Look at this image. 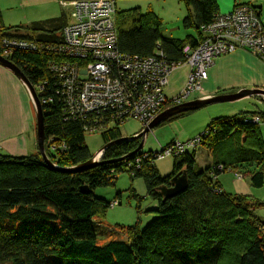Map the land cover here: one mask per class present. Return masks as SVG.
Segmentation results:
<instances>
[{"label":"trees","instance_id":"trees-1","mask_svg":"<svg viewBox=\"0 0 264 264\" xmlns=\"http://www.w3.org/2000/svg\"><path fill=\"white\" fill-rule=\"evenodd\" d=\"M179 1L186 10L182 27L194 31L182 39L162 35L160 19L151 10L140 13L135 7L118 11L114 0V51L131 58L160 57L166 64L181 63L183 49L194 48L202 38L200 28L219 13L216 0ZM253 9L257 15V8ZM68 19L62 11L57 17L26 25L0 26V46L9 41L27 45L25 49L12 48L7 59L37 94L47 160L60 169L87 163L92 155L84 136L98 133L103 143L100 161L107 163L66 173L49 169L39 153L0 154V264H220L232 255L233 264H264V220L253 212L264 208V201L226 193L218 180L222 172L231 169L249 174L252 187L262 186L264 142L258 125L249 118L264 114L239 112L211 119L198 135L199 144L219 150V157L198 167L195 150L184 149L168 156L171 170L163 176L155 162L173 142L158 151H135L138 139H121L119 126L133 119L122 109L86 114L72 110L68 88L75 82L71 92L76 93L79 81L66 75L64 65L76 60L58 50L63 43L61 29ZM108 66L110 78L119 79V65L110 61ZM47 141L58 142L63 149L50 151ZM233 141L239 153L225 160L222 144ZM182 172L187 178L185 191L164 199L159 189L169 187L172 177ZM122 173L130 180H142L144 197L151 200L147 206L156 204L151 210L155 217L143 227L135 223L106 228L109 232L102 230L106 236L119 237L99 242L93 219L118 205L119 193L108 202L94 192L114 186ZM130 191L139 200L134 190Z\"/></svg>","mask_w":264,"mask_h":264},{"label":"built area","instance_id":"built-area-1","mask_svg":"<svg viewBox=\"0 0 264 264\" xmlns=\"http://www.w3.org/2000/svg\"><path fill=\"white\" fill-rule=\"evenodd\" d=\"M60 4L65 9V1ZM66 5L71 10V19L61 29L63 43L58 50L76 60L66 62L64 72L79 81L74 89L76 93L71 92L73 81L68 92L72 95L69 99L72 110L80 114L122 109L137 120L141 128L146 127L169 103L179 105L188 101L206 79L208 67L219 56L243 49L264 61V22L248 4L234 5L227 13L217 14L210 24L202 26L201 40L192 49L185 47L183 61L177 64H166L160 57L137 59L114 51V0H72ZM2 45L0 56L5 59L12 48L27 47L20 41ZM110 61L121 68L119 79L110 78ZM181 66L188 68L185 84L168 98L164 95L168 76ZM249 122L260 124L257 116L249 118ZM197 137L196 141L173 142L158 157L193 149L199 143Z\"/></svg>","mask_w":264,"mask_h":264},{"label":"rangeland","instance_id":"rangeland-1","mask_svg":"<svg viewBox=\"0 0 264 264\" xmlns=\"http://www.w3.org/2000/svg\"><path fill=\"white\" fill-rule=\"evenodd\" d=\"M236 1H240L241 3H249L251 7L260 5L262 9L264 8V0H236ZM68 2L69 0H65V9L61 7L60 8L62 9V11H64L67 14L69 18L71 14V10L66 5L68 4ZM218 2L220 5H222V9L225 3L229 4L230 6L232 4V2H230L229 0H218ZM57 5L60 6L59 3ZM135 7L138 8V11L140 13H145L146 11L151 10L160 19L161 34L164 36H170L172 38L182 39L186 35L194 34V31L192 29H183L182 27L181 22H182V18L185 16L186 10L182 2H180L179 0H115V8L118 11L127 10ZM218 13L225 14L227 12L218 11ZM70 19L71 18H69V20ZM80 62L83 63V61ZM210 66H212V63ZM187 74H188V68L186 66H181L174 69L173 72L168 76L167 79L168 85L164 89V95L168 98H171L172 96L177 94L183 88ZM197 90L199 91L200 88ZM28 95L30 96L29 92ZM218 95H222V94H218ZM211 97L212 96L200 98V99H194V100H204ZM30 100L34 112V138L36 143L35 106L31 97ZM194 100L185 101L183 103H180L179 105L177 104L170 105L169 103V105L161 109V111L155 115L153 120L159 114H161L162 112L168 109L181 106L184 103H188ZM239 104H244L243 109H248V108L253 109L257 106V103H255L251 97L246 96L234 101L208 104L195 109L187 110L181 113H188V114L180 118L175 117L176 115L180 114V112H177L169 116L168 118L164 119L157 126L149 129L143 136H140L136 139L139 140L138 143H140L141 141L143 142L141 150H151V151H158L159 147H164L169 142H187L188 140H192V139H194L193 141H196V139L198 138L197 136L201 132H203L205 126L211 119L223 115H228L227 114L228 112L222 110V108H226L225 106L227 105L234 106ZM259 107L261 108L262 106H257V109H259V111H262L260 110ZM255 116L258 117V121L260 123L259 126L261 128L264 124V117L259 115H255ZM172 117H175V119ZM151 122H149V124ZM148 125L146 127L141 128L138 121L133 119H127L119 126V130L122 137L137 136L145 128H147ZM84 143L89 153L92 155L91 158L92 161L99 162L101 157L100 154L101 151L103 150V148H101L103 143L100 135L98 133H86L84 136ZM199 143L193 147V150H195V152L197 151L196 153L206 152L208 156H210L211 159L213 160H214V156L219 157V153H218L219 150L216 149L214 150L213 148L206 149L202 143L201 144ZM47 146L48 149L53 152L63 149L61 148L60 143L54 141H47ZM236 147L237 145L235 144L234 141L227 145L222 144V148L220 149L222 150V158L227 160V157H233L234 155H237V153L239 152L237 150L238 147L237 148ZM0 154H6V153L0 151ZM200 157L203 156H199V162H200ZM171 161H172L171 157H163L161 159L156 160L155 165L161 175L165 176L170 172ZM248 175L242 174L240 172L232 171L231 169L226 170L220 174L221 179H223V181H225V183L227 184H229L232 181V179L233 181L235 179H239V180L242 179L243 181L249 183ZM130 188L134 190V193L137 196H139V200H135L131 196ZM94 193L95 195H97V197L103 198L108 202H110L115 197L116 193H119L118 205L114 207H109L105 212L104 216L96 217L93 219V222L98 226L96 228V235L97 238L99 239V242L108 240L109 237L110 239H115L119 237V235L114 236V235H109V233H107L106 236V234H104L102 230L109 232L108 230L109 229L112 230L113 228H115V226H130L135 223H138L140 227H143L146 224V222L151 221L155 217V214L151 210L155 209L156 204L154 202L153 207L151 205L147 206V204L151 203V200L148 199L147 197H144L145 196L144 184L142 180L139 178L130 180L126 173H122L117 176V179L114 182V186L97 188ZM238 195H242V194H238ZM242 196L249 197L253 201H261L249 195H242ZM113 204L114 203H112V205ZM255 210L256 209H254L253 212L256 215ZM256 216L258 218H261L258 215ZM149 217L152 218L149 220L148 219ZM106 228L108 230H106ZM262 233L264 236V230L262 231ZM102 236L103 237L106 236V237L103 238ZM234 260L235 258L232 255L227 258V261L224 260L220 264H233Z\"/></svg>","mask_w":264,"mask_h":264},{"label":"crops","instance_id":"crops-1","mask_svg":"<svg viewBox=\"0 0 264 264\" xmlns=\"http://www.w3.org/2000/svg\"><path fill=\"white\" fill-rule=\"evenodd\" d=\"M229 1L232 2L231 6L225 3L222 9V5L216 0L218 11L228 12L238 4L250 5L236 0ZM58 3L60 6L57 5ZM60 7L63 8L58 0H0V26L26 25L33 21L54 18L62 12ZM253 7L257 8V16L261 22H264V8L262 9L260 5ZM243 89L264 90V62L247 50L237 49L213 61L212 66L207 70L206 79L201 82L200 90L192 94L188 101L218 94H233ZM247 97H251L257 106H262L259 107L262 111H259L257 106L253 109H243L244 104L227 105L222 110L228 112V115L223 116H232L239 112L264 114V97L258 95ZM263 126L261 128L258 126V129L264 142ZM235 137L240 139L238 135ZM0 151L11 156L37 153L34 138V112L30 96L20 80L2 66H0ZM195 156L198 167H206L213 161L206 152L196 153ZM199 156H203L200 157V162ZM218 180L226 193L249 195L264 201V178L259 188L252 187L250 183L242 179L234 181L232 179L233 182L229 184L225 183L221 177ZM255 213L264 219V208L256 209Z\"/></svg>","mask_w":264,"mask_h":264},{"label":"water","instance_id":"water-1","mask_svg":"<svg viewBox=\"0 0 264 264\" xmlns=\"http://www.w3.org/2000/svg\"><path fill=\"white\" fill-rule=\"evenodd\" d=\"M0 66L4 67L5 69L9 70L16 78L20 80V82L26 87L27 91L30 94V97L32 98V101L35 106V128H36V146L38 153L44 162V164L51 170H58L61 172H75V171H80L84 170L87 168H91L100 164L107 163L105 161H99V162H93L92 160H89L87 163L78 166L73 169H60L56 168L53 164H51L45 154H44V149H43V144H44V133H43V115L41 111V107L39 104V100L37 97V94L34 91V88L32 85L28 82V80L23 76L21 71L14 66L8 59H5L0 56ZM251 95H258L264 97V90H258V89H253V90H239L238 92H235L233 94H224V95H218V96H212L211 98L204 99V100H194L188 103H184L181 106L174 107L171 109H168L161 114H159L149 125L147 128H145L140 134L137 136H132V137H123L121 138L122 140H133L136 139L140 136H143L149 129L157 126L159 123H161L164 119L168 118L169 116L177 113V112H184L187 110L195 109L198 107H201L203 105H208V104H215V103H223V102H229V101H234L237 99H240L242 97L246 96H251ZM143 142L141 141L136 150H141L142 149ZM187 187V178L186 174L184 172L180 174H176L172 179L170 180L169 187H162L160 188V194L161 196L165 198H170L174 197L182 192L185 191Z\"/></svg>","mask_w":264,"mask_h":264},{"label":"clouds","instance_id":"clouds-1","mask_svg":"<svg viewBox=\"0 0 264 264\" xmlns=\"http://www.w3.org/2000/svg\"><path fill=\"white\" fill-rule=\"evenodd\" d=\"M258 126H259V124H258Z\"/></svg>","mask_w":264,"mask_h":264}]
</instances>
